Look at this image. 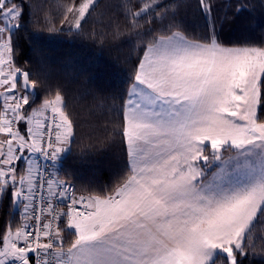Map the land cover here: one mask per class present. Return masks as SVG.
I'll list each match as a JSON object with an SVG mask.
<instances>
[{"label": "snow or ice", "instance_id": "6c2138e0", "mask_svg": "<svg viewBox=\"0 0 264 264\" xmlns=\"http://www.w3.org/2000/svg\"><path fill=\"white\" fill-rule=\"evenodd\" d=\"M26 5L32 11V0H0V204L10 196L22 209L0 230V264L264 260V235L255 236L264 217V44H225L214 0H197L209 20L199 39L169 0H119L124 23L110 21V34L132 36L143 53L120 108L127 173L108 194L77 196L58 172L78 122L62 90L40 99L46 81L16 65ZM96 7L71 0L62 23L93 36L84 24Z\"/></svg>", "mask_w": 264, "mask_h": 264}, {"label": "trees", "instance_id": "16d2710c", "mask_svg": "<svg viewBox=\"0 0 264 264\" xmlns=\"http://www.w3.org/2000/svg\"><path fill=\"white\" fill-rule=\"evenodd\" d=\"M176 7V20L189 38L207 35L209 20L197 0H169ZM245 5L235 12L237 3ZM71 0H32L26 5L24 27L15 41L16 65L44 79L47 88L38 87L40 99L62 90L68 110L77 122V135L71 151L61 159L59 174L75 184L81 195L108 194L127 173L126 145L120 134V108L130 85V77L143 55L138 41L130 35L113 39L108 24L123 25L119 0H98L96 11L84 24L85 33L62 28L64 11ZM213 17L222 41L227 45L264 44V0H214ZM51 26L62 28L50 32ZM39 102V101H38ZM20 208L11 207L10 196L0 204V230L8 219L19 221ZM255 236L264 235V217ZM66 241L72 239L65 237ZM264 242L257 240L259 253ZM242 264H264L259 257H241Z\"/></svg>", "mask_w": 264, "mask_h": 264}, {"label": "rangeland", "instance_id": "374dc122", "mask_svg": "<svg viewBox=\"0 0 264 264\" xmlns=\"http://www.w3.org/2000/svg\"><path fill=\"white\" fill-rule=\"evenodd\" d=\"M97 1H98V0H97ZM61 27H62V28H69V27H70V24H68V23H62V24H61ZM64 155H65V154H64ZM64 155H63V156H64ZM228 155H231V153H226V154H225V158H227ZM62 158H63V157H62ZM60 165H61V160H60V162H59V168H60Z\"/></svg>", "mask_w": 264, "mask_h": 264}, {"label": "built area", "instance_id": "2783aa9c", "mask_svg": "<svg viewBox=\"0 0 264 264\" xmlns=\"http://www.w3.org/2000/svg\"><path fill=\"white\" fill-rule=\"evenodd\" d=\"M58 176H59L61 179H64V178H62V177L60 176L59 172H58ZM65 180H67V179H65ZM67 181H69V180H67ZM69 182L74 186L75 194H76L77 196H80L81 194L77 193V191H76L75 184H74L72 181H69ZM60 207H61V208H64L65 205H60Z\"/></svg>", "mask_w": 264, "mask_h": 264}]
</instances>
